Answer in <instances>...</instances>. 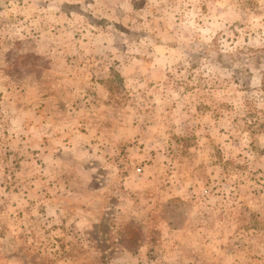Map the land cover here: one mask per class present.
Wrapping results in <instances>:
<instances>
[{"label":"rangeland","instance_id":"rangeland-1","mask_svg":"<svg viewBox=\"0 0 264 264\" xmlns=\"http://www.w3.org/2000/svg\"><path fill=\"white\" fill-rule=\"evenodd\" d=\"M0 264H264V0H0Z\"/></svg>","mask_w":264,"mask_h":264},{"label":"built area","instance_id":"built-area-1","mask_svg":"<svg viewBox=\"0 0 264 264\" xmlns=\"http://www.w3.org/2000/svg\"><path fill=\"white\" fill-rule=\"evenodd\" d=\"M139 170V169H138Z\"/></svg>","mask_w":264,"mask_h":264}]
</instances>
